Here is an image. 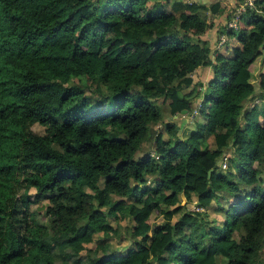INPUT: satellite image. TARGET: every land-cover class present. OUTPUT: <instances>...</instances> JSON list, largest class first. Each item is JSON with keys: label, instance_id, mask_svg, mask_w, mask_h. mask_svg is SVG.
I'll use <instances>...</instances> for the list:
<instances>
[{"label": "trees", "instance_id": "trees-1", "mask_svg": "<svg viewBox=\"0 0 264 264\" xmlns=\"http://www.w3.org/2000/svg\"><path fill=\"white\" fill-rule=\"evenodd\" d=\"M149 1L0 0V264L262 262L264 0Z\"/></svg>", "mask_w": 264, "mask_h": 264}, {"label": "crops", "instance_id": "crops-1", "mask_svg": "<svg viewBox=\"0 0 264 264\" xmlns=\"http://www.w3.org/2000/svg\"><path fill=\"white\" fill-rule=\"evenodd\" d=\"M219 1H225L226 4L228 3L226 10L223 12V14L216 15V16H213V15H210L207 13L208 20L211 23V27L203 36H201V40L203 42H206L207 46L211 49V52H212L211 57L212 58H213V54H214L213 52L218 51V43L220 41L219 30L227 25V23L229 21L228 20V14L231 13L234 9H236V7L238 6L239 0H168L166 2L164 0L162 1V4H166L170 7H172L173 5H175L177 3L180 5V4H185L187 2H189V3L193 2L197 5L210 7V5L215 4ZM154 3H155L154 0H150L147 3V7L150 8ZM224 49H225V47H224ZM227 52L228 51H226V53ZM202 70H209L210 71V75L206 79V80H210L212 77V69L210 67H199V68H197L194 72L195 76H196V73L201 72ZM191 77L193 79L192 84L194 86H196V85L198 86L199 84L205 85L207 83V82L206 83L201 82L200 80H195V78L193 77V74L191 75ZM192 89H193V87H190L185 92H190ZM178 116L179 115L174 116L173 118L170 117L169 119H173V120H175V119L178 120L180 118L183 119V117H178ZM169 119H167V120H169ZM188 120L189 119H186V122Z\"/></svg>", "mask_w": 264, "mask_h": 264}, {"label": "rangeland", "instance_id": "rangeland-1", "mask_svg": "<svg viewBox=\"0 0 264 264\" xmlns=\"http://www.w3.org/2000/svg\"><path fill=\"white\" fill-rule=\"evenodd\" d=\"M166 6H168V5H166ZM226 42H227V40H226ZM224 45H226V44H223V46H218V51H219L220 54L227 55L228 52L225 53L224 47L231 48L232 45H229V44L226 45V46H224ZM209 75H210V71L209 70H202L201 72L196 73V76L193 73V77L195 78V80H200L201 82H205V83L209 81V80H206ZM71 85L80 87V89L83 92V95H84L85 98H88V97H91L92 96L91 90H90L89 85H88V83H87V81H86L85 78H83V77L76 78V79H74V80L71 81ZM259 100L260 99L257 98L255 100H253L252 103H254L256 101H259ZM159 103L162 104L163 103V100L160 99V102ZM168 116H169L168 107H167V105H164V117H165V120L169 119ZM188 121H187V124H190V122H188ZM178 122H182L183 123L184 121H183V119L180 118V119H178ZM184 128H186V127H184ZM33 130L36 131V132H43L44 128L42 126L38 125V124H35L33 126ZM189 130H190V128H188L186 131L188 132ZM181 136H184V134H182ZM148 148H149V144H145L143 150L146 151ZM262 177L264 178V172L262 174ZM195 199H196V197L193 196V200H195ZM185 202H186V198L185 197H181V204H184ZM190 207H191V210H195V207L193 205H190ZM37 208H38L37 205H33L32 206V210L33 211H36L37 212ZM208 213L210 215V218H214V219H217L219 221H221L223 219V216L221 214L213 213L212 210H209ZM115 243L119 245V237L116 238ZM122 243H123L122 248H124V247L127 246L126 245L127 241L126 242L123 241ZM262 256H263L262 257V262L260 264H264V250H263Z\"/></svg>", "mask_w": 264, "mask_h": 264}, {"label": "built area", "instance_id": "built-area-1", "mask_svg": "<svg viewBox=\"0 0 264 264\" xmlns=\"http://www.w3.org/2000/svg\"><path fill=\"white\" fill-rule=\"evenodd\" d=\"M254 4H255V0H244V2L241 3L239 5V7L236 9L234 18L231 19L230 21H228V23H227V30L237 29V21H238L239 16L242 14V12L247 7H250V8L254 7ZM226 40H227L226 36L225 35H222L220 37V41L218 43V46H223V44L225 43ZM196 112H197V108L194 109V114Z\"/></svg>", "mask_w": 264, "mask_h": 264}]
</instances>
